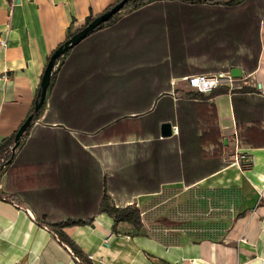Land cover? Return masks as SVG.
<instances>
[{"label":"crops","instance_id":"0c3cea01","mask_svg":"<svg viewBox=\"0 0 264 264\" xmlns=\"http://www.w3.org/2000/svg\"><path fill=\"white\" fill-rule=\"evenodd\" d=\"M118 1L0 0V42H7L0 46V144L31 116L52 53L87 19L101 15ZM260 40L256 70L247 73L241 66H220L228 71L240 68L242 77L235 78L238 81L232 87L224 85L227 94L209 100L217 108L227 166L189 187L175 182L162 183L156 193L107 192L120 202L117 207L132 205L136 199L139 207L145 206L141 234L126 223L114 231L112 218L95 215L104 196L105 178L114 179L117 170L144 155L154 137L139 136L126 127L111 129L106 140H97L99 131L81 132L89 140L83 141L62 124L43 122L50 107L47 95L45 109L16 159L23 180L33 176V184L18 192L14 186L8 188L7 171L0 179V264H80L42 218L56 223L94 216L91 224L64 229L93 264H264V22ZM187 68L188 74L173 72L166 82L159 81L164 88L153 99L167 97L174 104L191 99L190 93L197 92L184 78L194 76L195 71L219 74L208 72L207 63L192 59ZM109 81L112 92L105 99L151 98L149 79L114 81L113 73ZM165 123L171 124L172 136L179 134L176 122H161L160 139ZM113 146L133 147V152L127 159H102L98 148ZM172 193L180 204L176 222L190 219L191 225L176 230L178 234L157 236L147 221L148 212L165 204L167 194ZM184 196L186 207L191 205L190 216L184 214ZM154 201L158 206L151 208Z\"/></svg>","mask_w":264,"mask_h":264},{"label":"trees","instance_id":"16d2710c","mask_svg":"<svg viewBox=\"0 0 264 264\" xmlns=\"http://www.w3.org/2000/svg\"><path fill=\"white\" fill-rule=\"evenodd\" d=\"M123 11L125 16L119 17L121 12L116 14L57 60L58 68L48 89L49 112L43 122L62 124L76 131L83 141L89 140L81 132L99 131L101 136L97 140H106L111 129L126 127L139 136L150 134L154 137L144 155L142 153L132 164L117 170L114 179L105 178L104 196L95 215L107 214L112 218L114 231L126 223L141 234L144 224L140 209L132 205H112L109 190L132 195L156 193L162 183L182 182L189 187L227 166L223 162L224 144L217 108L209 100L227 94L228 89L220 86L208 96L190 93L191 99H180L174 104L167 97L153 99L164 88L158 82H166L173 72L188 74L189 59L207 63L208 72L228 73L220 67L226 64L241 66L247 73L254 72L261 52L264 0H130ZM95 18L87 19L82 28L68 35L67 40ZM188 41L191 46H187ZM195 72L194 76L202 75ZM113 73L114 81L149 79L151 98L105 99L112 92L109 80ZM237 81L233 80L235 85ZM102 93L107 95L102 98ZM45 106L46 103L34 115L16 152L12 149L18 131L0 144V175L7 171L8 188L14 186L18 192L28 189L34 177L26 176L23 180L24 172L16 166L17 154L23 153L24 141ZM34 112L35 107L31 115ZM133 114L136 116L128 117ZM166 121L176 122L179 134L160 139L158 125ZM94 217L68 218L56 223L43 217L42 221L71 248L80 264H93L64 229L91 224ZM158 222L168 221L164 218Z\"/></svg>","mask_w":264,"mask_h":264},{"label":"water","instance_id":"95a60500","mask_svg":"<svg viewBox=\"0 0 264 264\" xmlns=\"http://www.w3.org/2000/svg\"><path fill=\"white\" fill-rule=\"evenodd\" d=\"M130 0H122L119 4L113 7L110 11L98 16L95 18L88 26L74 34L69 40H67L62 46H60L54 54L51 56L46 69L44 71L42 81L40 84V89L38 92L37 100L35 102V112L23 123V125L18 130L15 136V145L13 147V152L19 148L22 139L24 138L25 133L31 127L32 121L35 114H38L40 109L44 106L47 101L48 89L51 85L52 75L56 69L57 60L66 54L69 50L77 46L82 42L86 37H88L92 32H94L101 24L108 22L113 16L123 11V8ZM231 76L233 78L242 77V69L233 68L231 71ZM170 124V123H165ZM171 125V124H170ZM163 135H172L169 131L163 130Z\"/></svg>","mask_w":264,"mask_h":264},{"label":"rangeland","instance_id":"374dc122","mask_svg":"<svg viewBox=\"0 0 264 264\" xmlns=\"http://www.w3.org/2000/svg\"><path fill=\"white\" fill-rule=\"evenodd\" d=\"M215 1H229V0H215ZM124 14H126V12L122 11L119 14V17L123 16ZM191 45H192V43L190 41H188L187 46H191ZM222 82H224V80ZM161 129H162V132H163V130H165V131H169L170 133H172V126L170 124H163ZM171 136L172 135H168V136L162 135L163 138H168ZM120 147L121 146H113L110 148L102 147V148H98V149H101V151L103 152L102 159H109V157H111V156L117 157L119 159L129 158L131 153L133 152V147H128V148H120ZM1 177H2V174L0 175V179H1ZM165 200L167 201L165 204H162L161 207H157L154 210H151L150 212H148V215H147L149 217V219L147 221L153 227V229H151V230H153L154 234H156L157 236H165V235H167V232H169L170 234H173V235L178 234L180 232L176 231V230H180V229L185 228V227L188 228V226L191 225L190 219H183V221L179 220V222H176V217H178V215L175 213V211H176L177 207H180V206H178L180 204H177V202L175 201V197H174L173 193L170 195L167 194ZM134 202H133L132 206L140 209L141 214H142V219H143V215L147 211V209H145V206L139 207L137 199ZM186 202H187V200H186V197L184 196V201L181 203V204H183L182 207L184 209L187 206V204L185 205ZM110 203L112 205H115L116 203L120 204L119 201H115V200L113 201L111 197H110ZM151 204H152L151 208L158 206V201H154ZM190 206L191 205L186 207L187 208L185 210L186 213H184V214H186V216H190L192 213V211L190 209H188ZM147 216L145 218H147ZM164 218L168 222H166V223L158 222V220L164 219ZM180 218L181 217L179 216V219ZM166 227L170 228V230H167V231L164 230V228H166Z\"/></svg>","mask_w":264,"mask_h":264},{"label":"built area","instance_id":"2783aa9c","mask_svg":"<svg viewBox=\"0 0 264 264\" xmlns=\"http://www.w3.org/2000/svg\"><path fill=\"white\" fill-rule=\"evenodd\" d=\"M7 45L6 41L0 42V46L4 47ZM6 79V76H3ZM233 78L230 71L228 73H219L214 75H196L184 78L190 88L195 90L197 93L209 95L211 92L220 86H233ZM224 80V82H222ZM177 132V129H175Z\"/></svg>","mask_w":264,"mask_h":264}]
</instances>
